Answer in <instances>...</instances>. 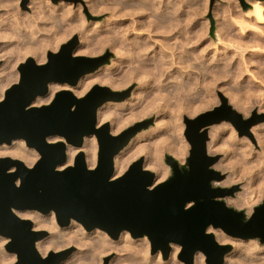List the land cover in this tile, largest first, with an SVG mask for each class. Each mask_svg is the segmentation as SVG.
<instances>
[{
    "label": "water",
    "instance_id": "95a60500",
    "mask_svg": "<svg viewBox=\"0 0 264 264\" xmlns=\"http://www.w3.org/2000/svg\"><path fill=\"white\" fill-rule=\"evenodd\" d=\"M76 43L75 37L60 51L48 52L45 63L32 57L22 62L19 82L0 100V144L24 139L40 154L32 166L10 156L0 158V235L9 239L6 250L17 254L14 264H58L71 251L42 257L36 242L46 231L33 229V222L16 210L54 211L61 226L75 219L87 230L100 228L113 238L124 230L135 238L146 235L153 250L160 249L164 258L169 256L171 243H178L186 264H194L198 251L205 253L207 264H224L231 246L220 244L208 231L210 226L264 243V203L250 217L229 206L223 198L232 195L234 188L212 185L224 175L212 168L218 157L208 153L209 126L231 121L242 133L240 123H244L245 132L250 133L264 115L246 119L224 99L221 107L184 118L189 156L180 163L173 155H165L172 169L168 179L154 185L155 174L143 167V158L114 178L115 156L153 122L139 121L118 134L111 132L108 122L97 127L98 109L107 101L124 99L128 92L95 84L82 96L63 89L50 103L33 105L39 96L48 94L51 83L75 86L83 75L109 62V54L73 55ZM91 134L97 136L99 145L96 166L90 168L80 151L73 164L59 169L67 161V145L82 147L85 136ZM58 137L63 139L54 140Z\"/></svg>",
    "mask_w": 264,
    "mask_h": 264
},
{
    "label": "rangeland",
    "instance_id": "374dc122",
    "mask_svg": "<svg viewBox=\"0 0 264 264\" xmlns=\"http://www.w3.org/2000/svg\"><path fill=\"white\" fill-rule=\"evenodd\" d=\"M30 1L31 0H19V4L17 3V8L21 11V12H25V11H28L27 13L28 14H34V10H33V8H31L32 7V5L31 4H29L30 3ZM107 2L108 1H110V0H106ZM105 0H104V5H102V6H105V4H106V8H102L100 11L101 12H99V13H95L94 11H93V9H92V11H91V9L90 8H92V6L91 7H88V5L91 3L92 4V2H90V0H44V2H45V5H47V8H48V6H59V5H64V17H60V15H56V14H51L50 13V11L49 12H47L48 11V9L46 8V10L44 11V12H41L42 13V16H41V13H40V15H38L39 17H37V21H36V27L34 28V29H31V30H29L28 29V27L26 28V30H27V32L28 33H25V38H23V40L21 41V42H23L24 41V44H25V42H26V40H27V38H33V39H30L29 38V40H27V46L25 45V47H26V49H30L32 52H30V53H28V55L27 54H25V53H23V51H20V50H17L16 48H17V46L16 45H18L17 44V42H15V43H9V42H7L6 43V40L7 39H0V68H2V67H4V66H6V67H8V70H12L13 71V74H14V79H13V81L10 83V85L6 88V90L12 85V84H14V83H17V82H19V80H20V71H19V65L22 63V62H24V61H26L29 57H32V58H34V60L37 62V63H45V62H47V60H48V52H50V51H52V52H57V51H60V49H61V47L63 46V44H65V43H68V42H70V41H72L75 37L77 38V43H76V45H75V47H74V50H73V55H75V56H87V57H102V56H105V55H107V54H109V62L108 63H106V64H104V65H102V66H100L101 68H107V67H110V66H112V64H114V63H116V64H119L120 62H121V60H120V57H121V54H120V52H119V46H115V48H116V50L115 49H112V48H114V46H111L112 45V41H111V38L113 39L114 38V36H116L115 38H117L118 40H120V41H122L121 39H123L124 41H125V43H126V45H125V48H129L130 47V45L132 44L133 45V42H129V40H130V38L132 37V39L130 40V41H132V40H134V38L133 37H135L136 39L137 38H146V36H147V39H151V43H152V45H154V48L159 52V51H162V50H160V46L162 45V42H161V40H158V39H160V35L162 34V31L164 30V28L163 27H165L164 25H166V26H169V27H175L176 28V26H177V28H176V30L178 31V27L180 26L179 24L180 23H182V26L179 28L180 30H184L183 28L185 27V29L187 28V26L188 25H192V27H194V31L193 32H195V33H193L194 35H195V38L193 37V40H192V45H190L191 47H195V50H196V52L193 54V55H197L199 52H201L203 49L204 50H206L205 52L208 54L207 56L208 57H211L212 58V55H213V53L215 52L214 50L216 49L217 51L218 50H220V48H221V50H222V52H225L224 51V49L225 48H223V45H221L223 42V44H227V43H229L228 41H220L219 39H218V35H217V30H218V24H219V20H220V23L221 24H223V26H225L226 25V21H227V23L228 24H230L229 25V27H231V28H229L231 31V37H233L234 39V41H232V43L234 42V44H237V42L235 43V38L239 35V24H238V22L237 21H240V20H242L243 18H246L245 16H244V14H246V11H249L251 8H252V2L254 1V0H233V3L231 2L232 0H184V1H188V6H191V8H189L187 5H186V2H184L183 0H169L168 2H167V0H154V2H152L151 0V2L149 1V0H134V1H136V2H134V3H131V2H133L132 0H112V1H120V2H112V1H110V2H108V4H110V5H108L107 4V2H106ZM128 1V2H127ZM130 1V2H129ZM143 1H144V3L146 2V4H144L143 3ZM148 1H149V3H150V5H149V3H148ZM178 1V2H177ZM192 1L194 2V3H192ZM236 1V2H235ZM10 2H17V0H11ZM65 3V4H63V3ZM122 2V3H121ZM141 2V3H140ZM158 2V3H157ZM162 2H164L165 4L163 5V3ZM174 2V3H173ZM177 2V3H176ZM218 2V3H217ZM69 3V4H68ZM139 3V4H138ZM142 3H143V6L141 7L140 5H142ZM151 3H153V4H151ZM154 3H156V4H154ZM159 3H161V5L159 4ZM172 5H170V4ZM176 3V4H175ZM179 3V4H178ZM181 3V4H180ZM182 3H183V5H182ZM184 3H185V5H184ZM236 3V4H235ZM239 3V4H238ZM68 4V5H67ZM80 4V5H79ZM111 4H116V5H112L111 6ZM158 4H159V6H158ZM169 6H167V5ZM174 4L176 5L175 7H174ZM190 4V5H189ZM227 5V7H225L226 5ZM231 4V5H230ZM235 4V5H234ZM71 6V7H68V6ZM118 5H120V6H118ZM130 7V5L132 6L130 9H132V10H129V7ZM135 5V6H134ZM144 5H147V6H145V7H147V9L144 7ZM156 5L158 6V7H160V8H158V7H156ZM195 5V6H194ZM218 5V6H217ZM223 5V6H222ZM237 5V6H236ZM239 5V6H238ZM79 6H80V8H79ZM117 6V7H116ZM122 6H123V8H122ZM126 6V7H125ZM135 7V9H134V7ZM168 8H167V7ZM177 6H179V8L177 7ZM183 6V7H182ZM185 6V7H184ZM233 6H235V7H237L238 9H236L235 7H233ZM30 7V8H29ZM110 9H109V8ZM124 7L125 8H127V10L126 9H124ZM151 7V8H150ZM157 9V11H155V9ZM170 7H172V8H175V11H174V9H172V8H170ZM186 7H188L187 8V10L188 11H186L185 12V8ZM193 7H195L194 8V12H196V13H194V12H191V10L193 11ZM198 7V9H200V10H205L204 11V13H202V11L200 12V14H198V12L197 11H200V10H196V8ZM230 7V8H229ZM116 8V9H115ZM143 9V10H141V9ZM149 8V9H148ZM163 8V9H162ZM170 8V9H169ZM178 8V9H177ZM182 8H183V10H182ZM68 9V10H67ZM71 10V12H70V10ZM81 9V10H80ZM115 10V12H117L118 10V12H119V15H118V13H115L114 11H110V10ZM120 9L122 10V9H124V10H122L123 12L125 11V12H127V13H125L124 12V14H125V16L124 15H121V12H120ZM134 9V10H133ZM138 9V10H137ZM139 9L141 10V11H139ZM144 9L145 10H147L146 12L144 11ZM153 9H154V11H153ZM160 9V10H159ZM166 10V12L167 13H169V14H167L166 12H165V10ZM168 9V10H167ZM173 11H172V10ZM183 11V12H181V10ZM191 9V10H190ZM222 11H221V10ZM227 9V13L226 14H224L225 12V10ZM149 10V11H148ZM152 10V11H151ZM162 10H164V12L162 11ZM169 10H171V11H169ZM178 10H179V12H178ZM190 10V11H189ZM67 11H68V14H67ZM78 11H80L81 12V14H80V12H78ZM134 11V12H133ZM138 11V12H137ZM214 11H216V13L214 12ZM233 12V14H232V12ZM71 14H70V13ZM111 12H112V14L114 15H112L111 14ZM128 12H130V13H128ZM132 12V13H131ZM152 12H156L155 14L154 13H152ZM159 12H163V14L161 15V13H159ZM172 12H175V13H177V14H175V13H172ZM191 12V15L189 14V13ZM239 14H237V13ZM26 13V12H25ZM26 13V14H27ZM49 13V14H48ZM72 13H73V15H72ZM170 13H171V15L172 14H175L174 15V17L173 18H171V20L168 18V19H166L167 18V16H169L170 15ZM179 13V14H178ZM184 13V14H183ZM194 13V14H193ZM220 15H225L224 16V18H222V16H220ZM230 13H231V15H230ZM236 14V16H233V15H235ZM45 16H44V15ZM52 16H51V15ZM69 14H70V16H69ZM76 14V15H75ZM93 14V15H92ZM123 14V13H122ZM129 14V15H128ZM151 15V14H153L152 16H153V18H154V20L153 19H149L147 16H149V15ZM158 14L159 15H161V16H158ZM165 14V15H164ZM189 14V15H188ZM5 16L6 15V11L5 10H2V8H0V16ZM47 15V16H46ZM72 15V16H71ZM134 15V16H133ZM154 15H155V17L157 18L156 20H155V17H154ZM169 16V17H172V16ZM178 15V16H177ZM187 15L188 16H190L191 18H189V17H187ZM192 15H193V17H192ZM194 15H196L197 17H195ZM229 15V17H227L226 18V16H228ZM49 16H51V18L49 17ZM54 16V17H53ZM79 18V20L76 18ZM81 16V17H80ZM108 16V17H107ZM111 16V17H110ZM117 17V19H116V17ZM130 16H131V18H130ZM152 16H149L150 18H152ZM162 16H164L163 18H162ZM177 16V17H176ZM217 16H220V17H217ZM40 17H43V18H40ZM70 17V18H69ZM110 17V18H109ZM125 17V18H124ZM128 17H129V19H128ZM135 17V18H134ZM185 17V19L187 18L188 20H189V22H187L188 20H185V19H182V18H184ZM195 17V18H194ZM205 17V18H204ZM215 17H216V19H215ZM232 17H235V18H232ZM50 19V21L51 20H53L52 18H54L55 19V21L53 20V22H52V24H54V25H52L51 24V22H49V20L48 19ZM83 18H85V19H83ZM114 18V19H113ZM144 18H146V19H144ZM159 18V19H158ZM166 19V20H163L165 23L167 22V24H164L163 23V21H161L162 19ZM176 20H175V19ZM180 20V22H179V20ZM182 19V21H181V19ZM230 18V19H229ZM47 19V20H46ZM75 19H77V20H75ZM81 19V20H80ZM107 19V20H106ZM121 19V20H120ZM128 19V20H127ZM131 19H132V21H133V23H132V21H131ZM139 19V20H138ZM173 19H174V22L175 23H178L177 25L173 22ZM190 19H191V21H190ZM205 19V20H204ZM206 19H207V22H206ZM217 19H218V21H217ZM224 19H227V20H224ZM235 19V20H234ZM237 19V20H236ZM86 20V21H85ZM95 20V21H94ZM110 20V21H109ZM141 20L142 21H144V23L143 22H141ZM147 20H149V21H147ZM159 20V21H158ZM168 20H170V21H168ZM187 22H185V21ZM193 20V21H192ZM202 20H204V21H202ZM230 20V21H229ZM103 21H105V22H103ZM109 21V22H108ZM128 21H130V23L128 24L129 26H127V23H128ZM153 21H158V23L156 24L155 22H154V24H153ZM161 21V22H160ZM223 21H224V23H223ZM97 24H100V26L101 27H98L97 29L98 30H96L95 28V32H94V29H93V26L95 27V25H97ZM127 22V23H126ZM151 23V24H149V26H148V23ZM169 22V23H168ZM170 22H172V23H170ZM216 22H217V24H216ZM229 22H231L232 24H234V25H232L231 23H229ZM49 23H50V25H49ZM115 23V24H114ZM117 23V24H116ZM126 23V25H124ZM136 23V24H135ZM145 23H147V24H145ZM162 25H161V24ZM174 23V24H173ZM183 23H185L186 24V26H185V24H183ZM199 23H200V26H201V28H197V27H200L199 26ZM202 23V24H201ZM206 25H205V24ZM209 23V24H208ZM251 23H253L254 25H257V23H255V21H252ZM105 24H107V25H105ZM121 24V25H120ZM135 24V25H134ZM145 24V26H147V27H144L143 25ZM169 24V25H168ZM91 25H92V27H91ZM109 25V28L111 29L110 31L111 32H113V33H111L110 31H109V28L107 27ZM111 25V26H110ZM115 25V26H114ZM116 25H120V26H116ZM126 27H124V26ZM157 25V26H156ZM161 25V26H160ZM172 25V26H171ZM236 25V26H235ZM72 26H75V29L72 31V32H69L70 30V28L72 27ZM122 26V27H121ZM153 26V27H152ZM238 26V27H237ZM258 27L256 28V29H249V28H246V30H244V31H246V35H244L243 37H240V35L238 36V38L237 39H239L244 45H243V47H241V49L240 48H238V49H236V54L238 55L237 57L236 56H232V53L230 54V52L229 53H226V54H228V55H226L225 54V56H226V60L227 59H231L232 58V60H228L227 62H226V60H221L220 62H218V61H216V59H214L213 61H211L210 59L209 60H207L206 61V64H204L202 61L203 60H201V61H199V62H197L199 59L198 58H196L195 56H194V58L192 59V58H190V61L191 62H184V63H182L183 65H184V68H183V65H181V63L179 64V62H177L176 64H174L173 66H171V70H172V68H174V66L176 65V67L177 66H182L181 68L183 69V70H189V71H187V80L191 77L192 78V80H191V78L188 80V84L186 85V86H184V87H182L181 89H179V93H176V94H173V95H176L178 98H180L179 100H178V98H176L175 96L172 98L171 97V102H170V104L171 105H168L169 103V101L170 100H168V102H166V101H164L165 99H162V101L160 100V98H158V96L157 97H155L156 95H154L153 97L154 98H157V102L158 103H163V101H164V104L167 106H165V118H166V120L165 121H169V119L171 120V122H170V124L171 123H173V121H172V119H176L177 117H179L180 116V121H182V122H180L183 126H184V128L182 129V135H183V138L185 139V141H186V143H188L187 145H188V151H187V155H186V158L189 156V152H190V148H191V146H190V143H189V141L187 140V138H186V136H185V128H186V123H185V120H184V118L185 117H188V118H194V117H196L197 115H199V114H201V113H204V112H206V111H209V110H213V109H215V108H217V107H221L222 105H223V100L224 99H226V101H227V103L229 104V105H231L235 110H237L238 112H240L241 114H242V116L244 117V118H258V117H263V115H264V25H257ZM53 27V28H52ZM82 27V28H81ZM87 27V28H86ZM92 28V29H89V28ZM105 27H107V28H105ZM116 27V28H115ZM119 27V28H118ZM124 27V28H123ZM136 27V28H135ZM139 29H138V28ZM141 27V28H140ZM155 27V28H154ZM161 27V28H160ZM39 28V29H38ZM133 28V29H132ZM144 28V29H143ZM149 28V30H151V31H148L147 29ZM158 28H160V29H162V30H157L155 33L153 32V30L155 31L156 29H158ZM197 28V29H196ZM239 29V30H236V29ZM105 29V30H104ZM107 29V30H106ZM125 29H127V30H125ZM200 29V30H199ZM205 29V30H204ZM208 31H207V30ZM212 29H213V31H212ZM257 29H259V30H257ZM29 30V31H28ZM92 30V31H91ZM113 30H115V31H117V32H115V31H113ZM125 30V31H124ZM130 30V31H129ZM140 30V31H139ZM143 30V31H142ZM202 30H204V31H202ZM251 30V31H250ZM262 32H261V31ZM35 31H37V33L35 32ZM122 32L121 34L119 33V32ZM161 31V32H160ZM176 31V32H177ZM185 31V30H184ZM217 31V32H216ZM257 31V32H256ZM260 31V33H258ZM35 33V34H32V33ZM46 32V33H45ZM69 32V33H68ZM91 32H93V33H91ZM100 32H102V33H100ZM105 32V33H104ZM109 32V33H108ZM141 32H143V33H141ZM145 32H146V34H145ZM159 32V33H158ZM201 34H200V33ZM204 32H206V34H204ZM238 32V33H237ZM32 35H31V34ZM45 33V34H44ZM49 35H48V34ZM55 33V34H54ZM64 33V38L62 39V40H60L59 42H58V45H57V41L59 40V36H61L62 34ZM68 33V34H67ZM89 33H91V34H89ZM101 35V36H99V34ZM108 33V34H107ZM111 33V34H110ZM141 33V34H140ZM161 33V34H160ZM42 34V35H41ZM93 34V35H92ZM106 34V35H105ZM109 34L112 36H109ZM113 34V35H112ZM116 34V35H115ZM117 34H120V35H117ZM134 34V35H133ZM135 34L137 35V36H135ZM140 34V35H139ZM159 34V35H158ZM202 34H203V36H202ZM237 34V35H236ZM259 34H260V36H259ZM263 36H262V35ZM41 35V36H40ZM47 35V36H46ZM66 35V36H65ZM122 35V36H121ZM129 35V36H128ZM130 35H131V37H130ZM148 35L150 36V37H148ZM152 35V36H151ZM156 35V36H155ZM193 35V36H194ZM196 35L198 36V37H196ZM200 35V36H199ZM31 36H33V37H31ZM40 36V37H39ZM44 37V40H40V39H42L43 37ZM88 36V37H87ZM95 36H97V38L95 37ZM118 36H120V38H118ZM144 36V37H143ZM155 36V37H154ZM208 38H207V37ZM256 36H259V38L258 37H256ZM38 37V40L36 39V38ZM42 37V38H41ZM46 37V38H45ZM47 37L49 38V39H47ZM92 37V38H91ZM100 37V38H99ZM123 37V38H122ZM125 37H127V38H125ZM211 37V38H210ZM40 38V39H39ZM66 38V39H65ZM90 40H89V39ZM94 38H96V39H94ZM110 38V40L108 41V39ZM202 38V39H201ZM213 38V39H212ZM241 38V39H240ZM65 39V40H64ZM102 39H107V43H106V46H105V49L104 50H102V52H99V53H97V54H92V53H90V54H87V52L85 53L84 51L82 52V54H81V52H80V50L82 51L83 50V48H85L86 46H87V44H89V42L88 41H90V43L91 44H93L94 43V46H96L95 45V42L98 40L99 42L101 41ZM210 39H211V41H210ZM236 39V41H239V40H237ZM35 40V41H34ZM50 40V41H49ZM95 42H94V41ZM127 40H128V42H127ZM154 40V41H153ZM179 40H180V42H179ZM182 40H183V42H182ZM209 40V41H208ZM29 41H34V43H32L31 44V42H29ZM37 41V43H36V46L39 48V54H37L38 52H37V50H38V48L36 49V46H35V42ZM39 41V42H38ZM91 41H93V42H91ZM96 42V44H98L99 42ZM136 41V40H135ZM150 41V40H149ZM173 41V40H172ZM171 41V44H170V46L168 45V46H161V47H164V48H161V49H164V50H166V51H171L172 49V47H173V51H175V53H177L178 51H182V53L181 52H178L177 54H183V52L187 49L186 47L187 46H189V45H187L186 43H184V39H182L181 37H180V39H178V40H176V39H174V43H176V45L173 43ZM176 41H178V42H176ZM193 41H195L194 43H193ZM196 41H197V43H196ZM204 41V42H203ZM28 42H29V44H30V46H29V44H28ZM43 42V43H42ZM88 42V43H87ZM157 42H159V43H157ZM206 42H209L210 43V45H209V47L208 46H206V45H208V43H206ZM41 43H42V45H41ZM50 43V44H49ZM52 43V44H51ZM86 44V46L85 47H81L82 46V44ZM109 43V44H108ZM172 43H173V45H172ZM178 43V44H177ZM206 43V44H205ZM212 43H214V45L212 44ZM14 44V45H13ZM159 44H160V46H159ZM184 44V45H183ZM201 44V45H200ZM215 44L217 45V46H215ZM13 45V46H12ZM45 45L47 46V47H45ZM110 45V46H109ZM158 45V46H157ZM172 45V46H171ZM175 45V46H174ZM180 45H183V46H180ZM205 45V46H204ZM214 47H213V46ZM11 46V47H10ZM32 46V47H31ZM34 46V47H33ZM53 46V47H52ZM91 47H92V45H90ZM186 46V47H185ZM56 47V48H55ZM170 47V48H169ZM178 47H181V48H178ZM220 47V48H219ZM228 47H230V49H231V46H228ZM8 48V49H7ZM11 48V49H10ZM32 48V49H31ZM127 48V49H128ZM184 48H186V49H184ZM223 48V49H222ZM252 48V49H251ZM14 49H16L17 50V52L19 51L20 52V54H21V56H20V54H19V52L18 53H16V50H13ZM35 49V50H34ZM174 49H176V50H174ZM183 49V50H182ZM234 48L232 47V50H233ZM243 49V50H242ZM220 50V51H221ZM249 50V51H248ZM250 50H251V52H250ZM13 51V52H12ZM41 51H42V53L44 52V53H46L45 54V59H41V61H40V58L38 57V56H40L42 53H41ZM124 50H122V52H123ZM211 51H213V53L211 52ZM216 51V52H217ZM14 52H15V54H14ZM35 52H36V54H35ZM115 52H119V53H116L115 54ZM125 52V51H124ZM239 52V53H238ZM242 52V53H241ZM11 53V54H10ZM34 53V54H33ZM126 53V52H125ZM212 53V54H211ZM244 53V59L243 60H241L242 59V54ZM248 54V55H247ZM11 55V56H10ZM16 55V56H15ZM18 55V56H17ZM210 55V56H209ZM231 57H230V56ZM253 55V56H252ZM9 56V57H8ZM15 56V57H14ZM35 56V57H34ZM11 57H13V58H11ZM20 58L19 60H18V63L15 65V62L17 61V58ZM236 57V58H235ZM252 57V58H251ZM15 58H16V60H15ZM196 58V59H195ZM234 58V59H233ZM14 59V60H13ZM37 59H38V61H37ZM196 61H195V60ZM5 60V61H4ZM11 62H10V61ZM114 60V61H113ZM193 60V61H192ZM195 61V62H194ZM216 61V62H215ZM223 61L225 62V63H223ZM233 61V62H232ZM114 62V63H113ZM194 64L193 65V67H190V66H188V68L185 66V65H189V64ZM196 63V64H195ZM199 63H201L200 65H199ZM212 63V64H211ZM262 63H263V65H262ZM190 64V65H191ZM210 64V65H209ZM220 64V65H219ZM231 64V65H230ZM259 64V65H258ZM3 65V66H2ZM108 65V66H107ZM131 65H133V64H131ZM191 65V66H192ZM206 66V68H204L205 66ZM216 65V66H215ZM13 66V67H12ZM107 66V67H106ZM195 66H198V67H200V70H199V68L198 67H195ZM208 66V67H207ZM210 66L212 67L213 66V68H212V70L213 71H211V72H209L210 71ZM227 66L229 67V66H232V67H229V68H227ZM259 66V67H258ZM100 67L98 68V69H96L95 71H93V72H90V73H88V74H93L94 72H96L97 70H99L100 69ZM118 67V66H117ZM122 67V66H121ZM129 66H125V67H123L124 69H126V68H128ZM174 68L175 70H177L178 69V67L177 68ZM202 67V68H201ZM216 67V70H214V68ZM256 67V68H255ZM196 68V69H195ZM198 68V69H197ZM209 68V69H208ZM182 69H180V70H182ZM193 69H194V71L195 72H193ZM203 69H208V72H204V74H203ZM121 70V71H120ZM169 70V69H168ZM182 70V71H183ZM192 70V71H191ZM197 70V71H196ZM250 70H252L254 73H255V71H256V74H257V76H256V74L255 75H252V74H254L252 71H250ZM118 71V72H117ZM116 71V74L114 75V77L115 78H118L119 76H120V74H122V68H120V67H118V70ZM185 71V72H186ZM199 71V73H197L196 74V72H198ZM200 71L202 72L201 74H200ZM206 71V70H205ZM231 71V72H230ZM249 71V72H248ZM261 72V74H259ZM190 73V74H189ZM195 73V74H194ZM229 73H231L232 74V76H230L231 74H229ZM234 73V74H233ZM235 74H237V76L235 75ZM118 75V76H117ZM195 75V76H194ZM224 75V76H223ZM227 75H229V76H227ZM117 76V77H116ZM179 74H176L175 76H174V78L176 79V80H174V78H172L173 80H174V84L173 85H176V83H177V81H182L181 79H183L184 78V76H180ZM193 76V77H192ZM197 76V77H196ZM221 76V77H220ZM233 76H234V78H233ZM251 76L253 77L252 79H250L251 78ZM196 77V78H195ZM178 78V79H177ZM180 78V79H179ZM239 79V80H237V79ZM171 78H170V80L171 81H173ZM202 79V80H201ZM218 79V80H217ZM216 80V82L215 83H213L214 81ZM234 80H237L238 81V84H237V81L235 82ZM175 81H176V83H175ZM218 81V82H217ZM220 81V82H219ZM79 83V82H78ZM78 83L75 85V86H77L78 85ZM183 83V82H182ZM199 83V84H198ZM204 83V84H203ZM217 83V84H216ZM95 84H100V85H103V86H108L109 88H111L112 90H114V91H119V92H122V93H125V92H128V96H126L124 99H115V100H110V101H107L106 103H104L101 107H103V106H105L106 104H110L109 105V108H110V110H112V112L113 113H119V112H122V111H124V109H122V108H118V106H121L124 102H128V101H130L131 100V98L130 97H132V94H134V92H137L138 90H139V88H140V80L139 79H135V80H133V81H131L128 85H126V86H120L119 88L118 87H116V86H113L111 83H109L108 82V84H107V82H103V83H100V82H96V83H94L89 89H88V91L95 85ZM110 84H111V86H110ZM195 84V87L194 86H189V85H194ZM257 84V85H256ZM64 85H67V87H69L70 89L69 90H71L72 92H74L73 91V88L75 87V86H72V85H69L68 83H65ZM137 85V86H136ZM158 85V84H157ZM202 87H201V86ZM239 86V87H237L236 88V86ZM50 86L51 85H49V88H50ZM199 86V87H198ZM241 86V87H240ZM256 86V87H255ZM260 88V89H258V87ZM72 87V88H71ZM113 87H115V88H113ZM256 89V91L257 92H255V89ZM187 88V89H186ZM191 88V89H190ZM201 88V89H200ZM213 88V89H212ZM241 88V89H240ZM200 89V90H199ZM237 89H238V91H237ZM252 89V90H251ZM5 90V91H6ZM60 90H63V89H59L58 91H60ZM186 90H188V91H186ZM203 90V91H202ZM215 92V94H213V91ZM241 90H243L242 92H241ZM58 91H56L55 93H54V95H53V97H52V99H51V101L53 100V98L55 97V94L58 92ZM88 91H86V92H88ZM184 91V92H183ZM237 93H236V92ZM250 91V93H248L247 94V92H249ZM254 91V92H253ZM260 91H262V92H260ZM50 92V89H49V91H48V93ZM153 92H157V89H155V90H151V89H149V91L146 93V94H151V93H153ZM162 93H164L165 94V91L163 92V91H161ZM161 92H157L158 94H160ZM197 92H198V94H197ZM199 92L203 95V96H201V94H199ZM203 92V93H202ZM254 94H253V93ZM259 92V93H258ZM75 93V92H74ZM181 93H183V95L181 94ZM190 93V94H189ZM194 95V96H198V98L197 97H195V99H194V96H191L192 94ZM195 93V94H194ZM245 94L244 96H242L241 97V95H243V94ZM76 94V93H75ZM85 94V93H84ZM84 94H76L77 96H82V95H84ZM150 94L149 95H146L148 98H146V96H145V99H143L139 104H137V106H139V107H137V106H135V107H137V108H141L142 106H144V105H147V104H150V103H152L151 101L154 99L152 96H150ZM236 94V95H235ZM4 95H5V92H4ZM153 95V94H152ZM180 95V96H179ZM188 95V96H187ZM214 95H215V97H214ZM234 95V96H233ZM239 96V98H238V96ZM247 95H249V96H247ZM130 96V97H129ZM187 97V98H185V100H184V97ZM189 96H191V97H189ZM200 96V97H199ZM236 96V98H234ZM4 97V96H3ZM150 97H152V99L150 98ZM161 97H163V95L161 94ZM182 97H183V99H182ZM204 97V98H203ZM240 97L242 98V100H240V101H238L239 99H240ZM246 97H248L247 99H246ZM176 100H175V99ZM232 98V99H231ZM243 98H244V100H243ZM146 99H148V100H146ZM158 99H159V101H158ZM188 101H187V100ZM238 99V100H237ZM246 99V100H245ZM254 99V100H253ZM127 100V101H126ZM146 100V101H145ZM173 100V101H172ZM181 100H182V102H181ZM50 101V102H51ZM149 103H148V102ZM174 101H177V103L178 104H181L182 105V108H178V107H176V105H174L175 107H176V110H175V107L172 105V102H173V104H174ZM179 101H180V103H179ZM183 101H185V102H183ZM191 101V102H190ZM236 101H237V103H239V104H237L236 103ZM251 101H254L255 103H254V106L252 107V103H249V102H251ZM49 102V103H50ZM198 102V103H197ZM176 102H175V104H177ZM183 103V104H182ZM189 103V104H188ZM193 103V104H192ZM43 104H47V103H43ZM43 104H41V105H43ZM142 104V106L140 107V105ZM185 104H188V106L187 105H185ZM191 104V105H190ZM246 104V105H245ZM189 105H190V109H189ZM194 105V106H193ZM200 105V106H199ZM251 107H250V106ZM116 106V107H115ZM168 106L169 107H171V108H168ZM187 106V107H186ZM193 106V107H192ZM199 107V109L198 110H195L194 109V107ZM245 106H246V108H247V110L245 109ZM172 107H174L173 109H172ZM196 107V108H197ZM104 109H105V107H103ZM113 108V109H112ZM116 108V109H115ZM178 108V109H177ZM186 108H187V110H189L190 112H192V111H194L193 113H189V111H187L186 110ZM250 108V111L248 110ZM168 109V110H167ZM171 109V110H170ZM193 109V110H192ZM119 110H121V111H119ZM170 110V111H169ZM192 110V111H191ZM245 110V111H244ZM119 111V112H118ZM158 110L157 109H155V111H152V112H149L147 115H145V116H142V117H140V119L138 118V119H136V120H134L130 125H128L127 127H125L124 128V130L126 129V128H128V127H130V126H132V125H134L135 123H137V122H139V121H142V120H146V119H153V122H152V124H150L149 125V127H147V128H145V129H143V130H141V131H139L138 133L139 134H143V133H146V132H149L151 129H152V127H153V129L154 128H156V126H157V120H158V117H159V113L157 112ZM171 111H172V113H171ZM176 111V112H175ZM196 111V112H195ZM247 111V112H246ZM99 112V111H98ZM157 112V113H156ZM176 114H175V113ZM182 113V115H181V113ZM188 112V113H187ZM180 113V114H179ZM195 113V114H194ZM246 113H249V115L248 114H246ZM166 114H167V116H166ZM170 114H172V115H170ZM175 114V115H174ZM190 114H192V115H190ZM152 115V116H151ZM177 115H179V116H177ZM248 115V116H247ZM169 116V117H168ZM157 117V118H156ZM174 117V118H173ZM168 118V119H167ZM98 119H99V113H98ZM183 119V120H182ZM155 121V122H154ZM109 124H110V127H111V120L110 119H108V121H107ZM225 122H227V124L225 123ZM156 123V124H155ZM223 123V124H222ZM227 125H225V124ZM264 120L263 121H261V122H259V123H257V124H254L251 128H250V133H247V132H245V124L244 123H240V126H241V129H242V133L240 132V130H239V128H237L231 121H222V122H220V123H216V124H213V125H211V126H209V135H210V139L211 140H209L208 142V153L210 154V155H213V156H217L218 157V159H217V161L212 165V168L213 169H215V170H218V171H220L223 175H224V177L222 178V179H220V180H214L213 182H212V185L213 186H215V187H224V188H234V193L232 194V195H228V196H226V197H224L223 199L226 201V203L229 205V206H232V207H234V208H236V209H238V210H244L245 211V214H246V216L247 217H250L252 214H253V212H254V208L256 207V206H258V205H260V204H262V203H264V184H262V182L264 183V174L262 175V174H260L259 175V177H258V179L260 178V179H262L263 178V180L261 181L260 179L258 180H256V182L254 183V184H252L253 185V188H254V191L252 190L253 188H252V185L250 184V177L249 176H252L253 175V171H254V169H256L255 168V166H251V164L253 165V164H256L255 162L254 163H250L249 162V160L247 161L246 159H245V156H244V163L243 162H241L242 160H243V155L240 157V155H241V153H242V150L243 149H240L238 146H241L240 144H238L237 145V143H235L234 142V140H232V139H230V135H231V130L233 129L234 130V133H235V135H236V138H238V140H241V139H245V141H247V142H249V144L252 146L253 145V147H254V149H255V151L256 150H258L257 152H259V153H261L262 152V148H261V146H262V144H261V142H260V140L262 139V141H263V138H264V130H263V132L262 133H258V132H256L255 133V131H256V129L255 128H259L260 127V125H261V127H263L264 128ZM155 124V125H154ZM229 124V125H228ZM258 124H260V125H258ZM215 125V126H214ZM216 125H217V127H219V125H220V127L219 128H217L216 127ZM225 125V126H224ZM258 127H257V126ZM263 125V126H262ZM231 126V127H230ZM211 127H216L217 129H219L220 130V135L217 137V138H213L212 136H211V134H210V130H211ZM221 128V129H220ZM225 128V129H224ZM255 129V130H254ZM111 130V129H110ZM123 131V130H122ZM143 131V132H142ZM141 132V133H140ZM228 132L230 133V134H228ZM226 133V134H225ZM223 134V135H222ZM258 135V138H257V135ZM262 134V136L260 137V135ZM136 135H138V134H136ZM135 135V136H136ZM226 135L228 136V137H226ZM256 135V136H255ZM134 136V137H135ZM224 136V137H223ZM242 136H243V138H242ZM134 137H132V139L134 138ZM227 138V140H229V141H226V138ZM261 138V139H260ZM60 139H63V138H55L54 140H60ZM96 139H97V136H96ZM131 139V140H132ZM219 139V140H218ZM223 139V140H222ZM225 139V140H224ZM260 139V140H259ZM130 140V141H131ZM230 140H232V141H230ZM212 141V142H211ZM224 141H226L225 143H223L222 144V142H224ZM97 142H98V139H97ZM153 140L151 139V138H149V140H144V141H141L140 143H142V144H144L145 146H146V151H144L141 155H139L137 158H135L129 165H128V167L125 169V171H127L128 170V168L134 163V161H136V160H138V159H140V158H143V167L145 168V169H147V170H150V171H152V172H154V174L156 173V171L153 169V168H146V166H144L145 164H146V161H147V158L150 156V154L148 153V152H150V150H153L154 149V144H153ZM230 142V143H229ZM220 143V144H219ZM231 144L232 143V145H231V147H230V145L229 144ZM98 144V143H97ZM129 144H130V142H129ZM129 144H127L126 145V147H124V148H127V146L129 145ZM213 144V145H212ZM220 145V147H219V145ZM222 144V145H221ZM224 144H225V147L226 148H224ZM214 145H215V147L217 146V148H218V150H217V148H215L214 147ZM234 145V146H233ZM259 145H260V147H259ZM238 148H237V147ZM225 149H223V148ZM232 147H235V148H232ZM80 148H82V147H80ZM122 149L120 152H122L123 150H126V149ZM228 148H230V150L228 149ZM232 148V149H231ZM98 149H99V145H98ZM98 149H97V159H98ZM150 149V150H149ZM226 149H227V153L225 154V152H226ZM239 151H238V150ZM36 150V149H35ZM82 150V149H81ZM233 151V150H236L235 152L233 151L232 153H230V151ZM37 151V150H36ZM238 151V152H237ZM38 152V151H37ZM119 152V153H120ZM147 152V153H146ZM39 153V152H38ZM118 153V154H119ZM237 153H240V155H239V157H238V155H237ZM166 154H171V153H169V152H165V154L163 153V162H164V164L167 166V167H169L168 168V174H167V176H166V178L165 179H168L171 175H172V169H171V166L169 165V164H167L166 163V161H165V155ZM230 154L232 155H237L236 157H234L233 155L232 156H230ZM172 155V154H171ZM226 155V156H225ZM228 156V157H227ZM146 157V158H145ZM224 157H226V160H225V158ZM230 157V158H229ZM39 158H40V154H39ZM38 158V159H39ZM176 158V157H175ZM186 158H185V160L182 162V161H180L179 159H177L180 163H185L186 162ZM229 158V159H228ZM237 158H242V159H238V162H237ZM74 159H75V157H74ZM74 159H73V162H74ZM230 159H231V161H230ZM230 162H229V161ZM234 160V161H233ZM262 160V159H261ZM222 161V162H221ZM247 161V162H246ZM145 162V163H144ZM223 162L225 163V164H223ZM229 162V163H228ZM235 164H234V163ZM243 163L242 165H241V163ZM97 163V162H96ZM236 163H238L239 165H241V166H237L238 164H236ZM246 163H248V164H250L249 166H247L248 164H246ZM261 163V164H260ZM263 163V161L262 162H260V159L258 160V164L257 165H262L263 167H264V163ZM73 164V163H72ZM221 164V165H220ZM226 164L227 165H229V166H227L228 168H224V167H226ZM231 164V165H230ZM232 165H233V167H232ZM234 165H235V167H234ZM243 165H246L247 166V168L245 167V166H243ZM261 166V167H262ZM230 167H231V169H230ZM237 167V168H236ZM239 167L241 168L240 170H239ZM248 167L250 168V171H249V169H248ZM253 167H254V169H253ZM234 168H236V169H234ZM248 169V170H247ZM232 170H236L237 172L238 171H240V172H236V174H237V176H238V178H237V180L236 181H233V182H227V180L232 176ZM245 170V171H244ZM124 171V172H125ZM244 172V173H242V172ZM247 171H249L250 173H247ZM123 172V173H124ZM122 173V174H123ZM240 174V175H239ZM242 174V175H241ZM249 174V175H248ZM252 174V175H251ZM239 176H240V178H239ZM244 176V177H243ZM248 177V179H247V177ZM242 177H243V179H242ZM246 177V178H245ZM164 179V180H165ZM227 179V180H226ZM240 179V180H239ZM248 181H247V180ZM226 180V181H225ZM245 180V181H244ZM241 181V182H240ZM260 181H261V183H260ZM246 182H247V184H246ZM249 182V183H248ZM227 183V184H226ZM246 185V187H245V185ZM251 186H250V185ZM257 184V185H256ZM262 185H263V188H262ZM244 186V187H243ZM249 188H248V187ZM256 188H255V187ZM259 186V187H258ZM260 186H261V188L263 189L262 190V194H261V189H260ZM245 188V189H244ZM258 188V189H257ZM256 189V190H255ZM242 190L245 192H242ZM246 190H247V193H246ZM251 190V192H253V193H255V194H253V193H249V191ZM260 190V191H259ZM257 192H258V194H257ZM240 193H241V195L244 193V194H246V195H248V196H253L254 197V199H256V202H255V204L253 205V207H252V209H249V207L247 206V205H238V204H236L235 202H233V201H229V199L230 198H233V199H236V198H238V196H241L240 195ZM260 194V195H259ZM257 195H258V197H257ZM237 196V197H236ZM256 196V197H255ZM252 197V198H253ZM260 197V198H259ZM227 198H228V200H227ZM258 201V202H257ZM233 203V204H232ZM249 210V211H248ZM250 210H251V213H250ZM247 211H248V213H247ZM41 214H44V213H42V212H40ZM49 214L50 213H46V214H44V215H46V218H49ZM54 215H55V220H56V223H57V225L59 226L58 227V229L57 228H55V229H51V228H49L48 226H46V227H43V228H41V229H39V230H41V231H46V235L45 236H43L41 239H39V240H50L51 238H53L54 236H53V234H57L58 233V231L60 230V228H68L70 225H71V223H72V221L70 222V224L68 225V226H61L60 224H59V222H58V220H57V217H56V213H54ZM27 219H29V218H27ZM32 222H33V220H32V218L30 219ZM77 229V227L75 228V230ZM86 229V228H85ZM209 230V232H212V233H214V231L216 230V228H214L213 226H210L209 228H208ZM219 229H221V228H219ZM68 230V229H67ZM87 230V229H86ZM94 230V229H93ZM93 230H87V231H89V232H91V231H93ZM222 230V233H224V236H225V238L227 239L226 241L224 240V241H220L217 237H216V233H214V235H215V237H216V240L220 243V244H224V245H230L231 246V249H230V251L226 254V257H229L230 255H231V257H229V260H231V262H232V260H233V263H235L236 264V260H238L237 259V257L239 258V260H241V259H244V262L243 263H241L242 262V260L240 261V262H238V264H248L249 262L251 263V261L252 262H255L256 260L255 259H253V257L251 256L250 257V259L251 260H246V257L247 256H245V255H243L245 252H244V249H242V247L240 248V245L241 244H239V243H241V242H243V240H249L250 242H252V240H255L256 242H257V244H258V247L261 249V252H263L264 251V243H262V242H260V240L259 239H254V238H249V239H245V238H243V237H239V236H233V235H230V234H228V233H226L223 229H221ZM55 231V232H54ZM109 234V233H108ZM228 234V235H227ZM1 236V235H0ZM111 236V235H110ZM143 237H147L146 235L145 236H143ZM143 237H137V238H143ZM111 238L113 239V240H115L116 242H119L120 240H121V234H120V237H118V238H113L112 236H111ZM147 239H148V241H149V247H148V254H146L145 252H142L143 253V257H144V259H143V257H142V253H141V255L139 254V256H137L138 254L134 251V248H132L131 247V249H129V248H124V250H125V252L124 251H122L123 249H113V250H109L108 252H106V253H104V254H99V253H97V255L95 256L96 257V262H100V264H105V259L106 258H108V264H120V262L123 260H125L123 263L121 262V264H124L125 262V264H156L157 262V264H159V261L160 260H156V258H158L159 259V257H158V253L161 251V250H159V249H157V250H153V248H152V243H151V240L147 237ZM242 239V240H241ZM38 240V241H39ZM119 240V241H118ZM8 241H9V239H8ZM63 243H65V242H63ZM124 242H122V243H120L119 245H118V247H121V246H123L122 244H123ZM72 244V245H71ZM5 245H6V243L4 244V250L6 251V252H8V253H12V252H9V251H7L6 250V248H5ZM62 246H63V244H61ZM57 246V247H55V246H53V247H51V252L50 253H48V254H46L45 256L39 251V253H40V255L42 256V257H44V258H47V257H49L50 255H51V253H61V252H64V251H66V250H71L70 251V253L68 254V256L64 259V261L62 260L61 262H59L58 264H70L72 261H74V260H76V258H78V256H80V255H83V254H85L86 256L87 255H90L91 254V251L89 250V248H88V246L87 245H84V246H82L81 244H79L78 242H73V243H69V244H67L66 245V243L64 244V246L62 247V246ZM173 245V244H172ZM171 245V250H170V253H169V256L167 257V258H164L163 257V253L162 252H160L161 253V255H162V261H160V262H162V263H160V264H170V262L171 261H173V263L171 262V264H186L185 263V261L182 259V257H181V252H182V247H180V250L177 252V254L175 255V257H173L172 256V252H173V246ZM237 245V246H236ZM263 246V247H262ZM262 247V248H261ZM53 248V249H52ZM236 248V249H235ZM132 249H133V252H135V253H133L132 252ZM240 249H242L241 251H240ZM237 250V251H236ZM129 251V252H128ZM123 252V253H122ZM128 252V253H127ZM154 252H155V254H154ZM202 252V251H201ZM242 253V256L244 257H239L240 255H241V253ZM14 253V252H13ZM93 253V252H92ZM131 253V254H130ZM240 253V254H239ZM264 253V252H263ZM15 255H16V259H17V254L16 253H14ZM73 254V255H72ZM127 255V258H126V255ZM135 254V255H134ZM202 254H204V256H205V260H204V264H207V261H206V255H205V253L204 252H202ZM239 254V255H238ZM125 255V257H123ZM157 255V256H156ZM237 255V256H236ZM139 257L138 259H137V257ZM149 256V257H148ZM195 256H196V254H195ZM233 256H236V258L235 257H233ZM263 256H264V254H263ZM142 257V258H141ZM156 257V258H155ZM170 257V258H169ZM172 257V258H171ZM226 257H225V261H224V264H226L227 262H226ZM130 258V259H129ZM231 258V259H230ZM234 258V259H233ZM248 259H249V254H248V257H247ZM15 259V261L12 263V264H14V263H16L17 261H18V259L16 260ZM133 259V260H132ZM173 259V260H172ZM174 259H175V261H174ZM104 260V261H103ZM127 260V261H126ZM137 260V261H136ZM140 260V261H139ZM144 260V261H143ZM148 262H147V261ZM153 260V261H152ZM155 260V261H154ZM167 260V261H166ZM171 260V261H170ZM238 260V261H239ZM157 261V262H156ZM236 261V262H235ZM263 261V260H262ZM119 262V263H118ZM138 262V263H137ZM142 262V263H141ZM156 262V263H155ZM182 262V263H181ZM249 263V264H250ZM194 264H196V261H195V257H194Z\"/></svg>",
    "mask_w": 264,
    "mask_h": 264
},
{
    "label": "bare ground",
    "instance_id": "6f19581e",
    "mask_svg": "<svg viewBox=\"0 0 264 264\" xmlns=\"http://www.w3.org/2000/svg\"><path fill=\"white\" fill-rule=\"evenodd\" d=\"M11 0H0V8H2V10H5L6 11V15L5 16H0V39H7L6 40V43L7 42H11V43H15V42H17V44L18 45H16L17 46V50H20V51H23V53H25V54H27L28 55V53H30V52H32L29 48L28 49H26V47H25V45L27 44V40H29V38H27V40H26V42H25V44H24V41L23 42H21L22 40H23V38H25V33H28L27 32V30H26V28L28 27V29L29 30H31V29H34L35 27H36V19H37V17H39L38 15H40V13L41 12H44L45 10H46V8H47V5H45V2H44V0H31L30 1V3L29 4H31L32 5V7L31 8H33V10H34V14H28L27 12L28 11H25V12H21L18 8H17V3L19 2V0H17V2L15 3V2H10ZM13 1V0H12ZM63 1V0H62ZM106 1V0H105ZM110 1H112V0H110ZM110 1H108V2H110ZM123 1V0H122ZM126 1V0H125ZM133 2H131V3H134V2H136V1H134V0H132ZM150 1V0H149ZM149 1H148V3H149ZM152 2H154V0H151ZM150 1V2H151ZM169 0H167V2H168ZM171 1V0H170ZM176 1V0H175ZM184 1V0H183ZM191 1V0H190ZM90 2H92V4L90 3L89 5H88V7H91L92 6V8H90L91 9V11H92V9H93V11L95 12V13H99V12H101L100 10L102 9V8H106L105 6H106V4H105V6H102V5H104V0H90ZM107 2V1H106ZM108 2H107V4H108ZM112 2H114V1H112ZM115 2H120V1H115ZM114 2V3H115ZM128 2V1H127ZM130 2V1H129ZM172 2V1H171ZM178 2V1H177ZM176 2V3H177ZM184 2H186V1H184ZM232 3H233V0L231 1ZM236 2V1H235ZM63 3V2H62ZM66 3V2H65ZM65 3H63V4H65ZM111 3V2H110ZM122 3V2H121ZM141 3V2H140ZM143 3H144V1H143ZM143 3H142V5H140L141 7L143 6ZM158 3V2H157ZM163 3V5L165 4L164 2H162ZM174 3V2H173ZM175 3V4H176ZM192 3H194L193 1H192ZM218 3V2H217ZM19 4V3H18ZM69 4V3H68ZM67 4V5H68ZM139 4V3H138ZM144 4H146V2L144 3ZM151 4H153V3H151ZM154 4H156V3H154ZM160 5H161V3H159ZM159 4H158V6H159ZM170 4V3H169ZM174 4V7L176 6ZM179 4V3H178ZM181 4V3H180ZM236 4V3H235ZM234 4V5H235ZM239 4V3H238ZM80 5V4H79ZM108 5H110V4H108ZM112 5H116V4H111V6ZM149 5H150V3H149ZM167 5V4H166ZM171 5V4H170ZM182 5H183V3H182ZM184 5H185V3H184ZM186 5L188 6V1L186 2ZM190 5V4H189ZM226 5V4H225ZM231 5V4H230ZM252 8L249 10V11H246V14H244V16L246 17V18H243L242 20H240V21H237L238 22V24H239V29L237 28L236 30H239L240 32H239V35H240V37H243L244 35H246L247 33H246V31H244V30H246V28H251V29H256L258 26V24L259 25H264V0H254L253 2H252ZM118 6H120V5H118ZM128 6V5H127ZM135 6V5H134ZM133 6V7H134ZM145 6H147V5H144V7ZM157 5H156V7H158ZM168 6V5H167ZM166 6V7H167ZM172 6V5H171ZM192 6V5H191ZM191 6H188L189 8H191ZM195 6V5H194ZM218 6V5H217ZM223 6V5H222ZM237 6V5H236ZM239 6V5H238ZM68 7H71L70 5L68 6ZM113 7V6H112ZM117 7V6H116ZM121 7V6H120ZM126 7V6H125ZM124 7V9H126L127 10V8L129 7H127V8H125ZM132 6L130 5V7H129V10H132V9H130ZM155 7V8H156ZM169 7V6H168ZM167 7V8H168ZM178 8H179V6H177ZM183 7V6H182ZM185 7V6H184ZM188 7H186L185 9V12L186 11H188L187 10V8ZM225 7H227V5L225 6ZM233 7H235V6H233ZM30 8V7H29ZM79 8H80V6H79ZM109 8V7H108ZM111 8V7H110ZM109 8V9H110ZM114 8V7H113ZM122 8H123V6H122ZM146 9H147V7H145ZM151 8V7H150ZM154 8V7H153ZM154 8V9H155ZM158 8H160V7H158ZM170 8H172V7H170ZM169 8V9H170ZM177 8V9H178ZM194 8L195 7H193V11L191 10V12H194ZM230 8V7H229ZM236 9H238L237 7H235ZM48 11L47 12H49L50 11V13L51 14H56V15H60V17H64V5H59V6H48ZM107 9V8H106ZM116 9V8H115ZM124 9H122V10H124ZM134 9H135V7H134ZM133 9V10H134ZM141 9V8H140ZM139 9V11H141V10H143V9H141L140 10ZM149 9V8H148ZM154 9H153V11H154ZM163 9V8H162ZM172 9H174V11H175V8H172ZM171 9V10H172ZM198 9V7L196 8V10ZM68 10V9H67ZM70 10V9H69ZM72 10V9H71ZM71 10H70V12H71ZM81 10V9H80ZM121 9H120V12H121V15H124L125 16V14H124V12L122 11ZM136 10V9H135ZM138 10V9H137ZM160 10V9H159ZM165 10V9H164ZM164 10H162L163 12H164ZM168 10V9H167ZM171 10H169V11H171ZM181 10V9H180ZM182 10H183V8H182ZM181 10V12H183ZM189 10V11H190ZM198 10H200V9H198ZM221 10V9H220ZM225 10V9H224ZM92 11V12H93ZM99 11V12H98ZM110 11H114L115 12V10L113 9H111ZM119 11V10H118ZM115 12V13H118V15H119V12ZM144 11L146 12L147 10H145L144 9ZM149 11V10H148ZM152 11V10H151ZM155 11H157V9H155ZM173 11V10H172ZM202 10H200V11H197L198 12V14H200V12H201ZM204 11L205 10H203L202 11V13H204ZM222 11V10H221ZM227 9L224 11L225 13L224 14H226L227 12ZM69 12V13H70ZM78 12H80V11H78ZM134 12V11H133ZM138 12V11H137ZM158 12V11H157ZM163 12L161 13V12H159V13H161V15L163 14ZM165 12H166V10H165ZM178 12H179V10H178ZM191 12L189 13L190 15H191ZM215 13H216V11H214ZM232 12V11H231ZM123 13V14H122ZM125 13H127V12H125ZM128 13H130V12H128ZM132 13V12H131ZM152 13H156V12H152ZM167 13V12H166ZM172 13H175V12H172ZM187 13V12H186ZM194 13H196V12H194ZM193 13V14H194ZM237 13V12H236ZM49 14V13H48ZM50 14V15H51ZM67 14H68V11H67ZM71 14V13H70ZM70 14H69V16H70ZM80 14H81V12H80ZM111 14H112V12H111ZM167 14H169V13H167ZM175 14H177V13H175ZM175 14H172L171 15V13H170V15L172 16V17H169V16H167V18L166 19H170L171 20V18H173L174 17V15ZM179 14V13H178ZM184 14V13H183ZM188 14V15H189ZM219 14V13H218ZM228 14V13H227ZM232 14H233V12H232ZM235 14V13H234ZM238 14V13H237ZM44 15V14H43ZM72 15H73V13H72ZM71 15V16H72ZM76 15V14H75ZM82 15V14H81ZM93 15V14H92ZM113 15V14H112ZM115 15V14H114ZM113 15V16H114ZM129 15V14H128ZM149 15V14H148ZM153 14H151V15H149V16H152ZM161 15H159L158 14V16H161ZM165 15V14H164ZM187 15V17H189V18H191L190 16H188ZM220 15V14H219ZM230 15H231V13H230ZM239 15V14H238ZM41 16H42V13H41ZM45 16V15H44ZM47 16V15H46ZM52 16V15H51ZM51 16H49L50 18H51ZM120 16V15H119ZM134 16V15H133ZM149 16H147L150 20L151 19H153L154 20V18H153V16H152V18H150ZM178 16V15H177ZM176 16V17H177ZM195 17H197L196 15H194ZM220 16H222V15H220ZM220 16H217V17H220ZM224 16L225 15H223L222 16V18H224ZM233 16H236V14L235 15H233ZM54 17V16H53ZM76 17V16H75ZM78 17V16H77ZM76 17V18H77ZM81 17V16H80ZM108 17V16H107ZM111 17V16H110ZM109 17V18H110ZM116 17V16H115ZM126 17V16H125ZM124 17V18H125ZM154 17H155V15H154ZM157 17V16H156ZM155 17V20L157 19ZM164 16H162V18H163ZM192 17H193V15H192ZM194 17V18H195ZM227 17H229V15L228 16H226V18ZM40 18H43V17H40ZM70 18V17H69ZM130 18H131V16H130ZM135 18V17H134ZM205 18V17H204ZM232 18H235V17H232ZM48 19V18H47ZM46 19V20H47ZM54 21H55V19L54 18H52ZM78 20H79V18H77ZM77 19H75V20H77ZM83 19H85V18H83ZM114 19V18H113ZM116 19H117V17H116ZM128 19H129V17H128ZM127 19V20H128ZM144 19H146V18H144ZM159 19V18H158ZM165 18L164 19H162L161 21H163V20H166ZM175 19V18H174ZM174 19H173V22H174ZM178 19V18H177ZM181 19V18H180ZM182 19H185V17L184 18H182ZM182 19H181V21H182ZM192 19V18H191ZM191 19H190V21H191ZM215 19H216V17H215ZM230 19V18H229ZM49 20V22H53V20H51L50 21V19H48ZM81 20V19H80ZM107 20V19H106ZM121 20V19H120ZM130 20V19H129ZM139 20V19H138ZM170 20H168V21H170ZM176 20V19H175ZM179 20V19H178ZM185 20H188L187 18L185 19ZM184 20V21H185ZM205 20V19H204ZM204 20H202V21H204ZM224 20H227V19H224ZM235 20V19H234ZM237 20V19H236ZM86 21V20H85ZM95 21V20H94ZM110 21V20H109ZM108 21V22H109ZM131 21H132V19H131ZM145 21V20H144ZM144 21H142L141 20V22H143L144 23ZM147 21H149V20H147ZM159 21V20H158ZM158 21H153V24H154V22L156 23H158ZM160 21V22H161ZM193 21V20H192ZM217 21H218V19H217ZM230 21V20H229ZM252 21H255V23H257V25H254L253 23H251ZM52 22H51V24H52ZM56 22V21H55ZM103 22H105V21H103ZM146 22V21H145ZM179 22H180V20H179ZM186 22V21H185ZM187 22H189V20L187 21ZM186 22V23H187ZM205 22V21H204ZM206 22H207V19H206ZM96 23V22H95ZM98 23V22H97ZM96 23V24H97ZM127 23V22H126ZM126 23L124 24V25H126ZM130 23V21H128V23H127V26H129L128 24ZM132 23H133V21H132ZM148 23V22H147ZM147 23H145V24H147ZM156 23V24H157ZM163 23L164 24H167V22L165 23L164 21H163ZM169 23V22H168ZM170 23H172V22H170ZM175 23V22H174ZM173 23V24H174ZM223 23H224V21H223ZM229 23H231V22H229ZM55 24V23H54ZM54 24H52V25H54ZM101 24V23H100ZM100 24H97V25H95V27L93 26V29L95 28L96 30H98L97 28L98 27H101L100 26ZM115 24V23H114ZM117 24V23H116ZM136 24V23H135ZM134 24V25H135ZM145 24L143 25L144 27H147V26H145ZM149 24H151V23H148V26H149ZM161 24V23H160ZM176 25L178 24V23H175ZM183 24H185V23H183ZM202 24V23H201ZM205 24V23H204ZM209 24V23H208ZM216 24H217V22H216ZM232 24V23H231ZM49 25H50V23H49ZM105 25H107V24H105ZM121 25V24H120ZM120 25H116V26H120ZM123 25V26H124ZM155 25V24H154ZM162 25V24H161ZM160 25V26H161ZM169 25V24H168ZM180 26L178 27V31L176 30V28H177V26H176V28L173 26V27H169V26H166V25H164L165 27H163L164 28V30L162 31V34L159 36L160 37V39H158V40H161V42H162V45L163 46H170V44H171V41L173 40L174 41V39H176V40H178V39H180V37L182 38V39H184V43H186L187 45H189V46H185L186 48H184V49H186L184 52H183V54H181L182 53V51H178V52H181L180 54H177V53H175V51H173V47L171 48L172 50L169 52V51H166V50H164V49H161V48H164V47H161L160 46V44H159V48H160V50H162V51H157L155 48H154V45H152V43H151V39L149 38V39H147V36H146V38H135V37H133L134 38V40H132V41H130L131 39H132V37H131V35H130V40H129V42H133V45L131 44L130 45V47L127 49V48H125V45H126V43H125V41L123 40V39H121L120 38V36H118V38H120L122 41H120V40H118L117 38H115L116 36H114V38L112 39L111 38V41H112V45L111 46H114V48H112V49H115L116 50V48H115V46H119L118 48H119V52H120V54H121V57H120V60H121V62L119 63V64H116V63H114V64H112V66H110V67H107V68H101L100 67V69L99 70H97L96 72H94L93 74H85V75H83L81 78H80V80H79V83H78V85L77 86H75L74 88H73V91L76 93V94H84V93H86V91H88V89L94 84V83H96V82H100V83H103V82H107V84H108V82L109 83H111L113 86H116V87H120V86H126V85H128L131 81H133V80H135V79H139L140 80V88H139V90L137 91V92H134V94H132V97H130L131 98V100L130 101H128V102H124L121 106H118V108H122V109H124V111H122V112H119V111H121V110H119L118 112L119 113H113L112 112V110H110V108H109V105L110 104H106L105 106H103V107H105V109L103 108V107H100L99 109H98V113H99V119H98V121H97V127H101V126H103L105 123H107V121H108V119H110L111 120V127H110V129H111V132L113 133V134H118V133H120L122 130H124V128L125 127H127L128 125H130L134 120H136V119H140V117H142V116H145V115H147L149 112H152V111H155V109H157L158 111V113H159V117H158V120H157V126H156V128H154L153 129V127H152V129L149 131V132H146V133H143V134H139V133H137L138 135H136L131 141H130V144L127 146V148H124V149H126V150H123L122 152H120L119 154H117L116 156H115V159H114V163H115V173H114V178H116V177H118V176H120L124 171H125V169L128 167V165L135 159V158H137L139 155H141L144 151H146V146L144 145V144H142V143H140L141 141H144V140H149V138H151L154 142H153V146H154V149L153 150H150V152H148L149 154H150V156L147 158V161H146V164L144 165V166H146V168H153L155 171H156V173H155V183H154V185L155 184H158V183H160V182H162L165 178H166V176H167V174H168V168L169 167H167L165 164H164V162H163V153L165 154V152H169V153H171L174 157H176L177 159H179L180 161H184L185 160V158H186V155H187V151H188V143H186V141H185V137L183 138V135H182V129L184 128V126L180 123V122H182V121H180V116L179 115H177V116H179V117H177L176 119L174 118V119H172V121H173V123H171L170 124V122H171V120L169 119V121H165L166 120V118H165V104H164V101H166V102H168V100H170L171 99V97L173 98L174 96L176 97V98H178L176 95V93H179L180 91H179V89H181L182 87H184V86H186L187 84H188V80L191 78H189L188 80H187V71H189V70H183L181 67L182 66H177L178 67V69L177 70H175L174 68L176 67V65L178 64L177 62H179V64L181 63V65H183L182 63H184V62H191L190 61V58H194V56L195 55H193L195 52H196V50H195V47H191L190 45H192V40H193V37L195 38V35L193 34V33H195V32H193L195 29H194V27H192V25L190 26V25H188L187 26V28L185 29V27L183 28L184 30H180L181 28V26H182V23H180L179 24ZM206 25V24H205ZM229 25L230 24H228L227 23V21H226V25L225 26H223V24H221L220 23V20H219V24H218V32H217V35H218V39L220 40V41H228L229 43H227L226 45L225 44H221V45H223V48H225L224 49V51L226 52V53H229L230 52V54L232 53V56L234 57V56H238L237 54H236V49H238V48H240L241 49V47H243V43L239 40V39H237L238 38V36L235 38V43L237 42V44H234V42L232 43V41H234L233 39V37H231L232 35L230 34L232 31L229 29V28H231V27H229ZM232 25H234V24H232ZM111 26V25H110ZM115 26V25H114ZM157 26V25H156ZM172 26V25H171ZM185 26H186V24H185ZM199 26H200V23H199ZM202 26V25H201ZM201 26L200 27H197V28H201ZM236 26V25H235ZM91 27H92V25H91ZM108 28H109V25L107 26ZM107 27H105V28H107ZM122 27V26H121ZM125 27V26H124ZM123 27V28H124ZM153 27V26H152ZM238 27V26H237ZM264 27V26H263ZM53 28V27H52ZM82 28V27H81ZM87 28V27H86ZM89 28V27H88ZM116 28V27H115ZM119 28V27H118ZM126 28V27H125ZM136 28V27H135ZM138 28V27H137ZM141 28V27H140ZM155 28V27H154ZM161 28V27H160ZM160 28H158V29H156L155 31L153 30V32L155 33L157 30H159ZM180 28V29H179ZM196 28V29H197ZM259 28V27H258ZM39 29V28H38ZM75 29V26H72L69 30V32H72L73 30ZM89 29H92V28H89ZM92 29V30H93ZM94 29V32L96 31ZM133 29V28H132ZM139 29V28H138ZM144 29V28H143ZM147 29V28H146ZM28 30V31H29ZM91 30V31H92ZM105 30V29H104ZM107 30V29H106ZM111 29L109 28V31H110ZM125 30H127V29H125ZM124 30V31H125ZM148 31H151V30H149V28L147 29ZM160 30H162V29H160ZM200 30V29H199ZM205 30V29H204ZM204 30H202V31H204ZM207 30V29H206ZM257 30H259V29H257ZM113 31H115V30H113ZM130 31V30H129ZM140 31V30H139ZM143 31V30H142ZM177 31V32H176ZM208 31V30H207ZM231 31V32H230ZM251 31V30H250ZM261 31V30H260ZM260 31L258 32V33H260ZM36 33H37V31H35ZM68 32V33H69ZM111 32V31H110ZM115 32H117V31H115ZM123 32V31H122ZM121 31L119 32L120 34L122 33ZM161 32V31H160ZM257 32V31H256ZM262 32V31H261ZM46 33V32H45ZM44 33V34H45ZM67 33V34H68ZM91 33H93V32H91ZM91 33H89V34H91ZM100 33H102V32H100ZM105 33V32H104ZM109 33V32H108ZM107 33V34H108ZM111 33H113V32H111ZM110 33V34H111ZM118 33V32H117ZM141 33H143V32H141ZM140 33V34H141ZM159 33V32H158ZM200 33V32H199ZM238 33V32H237ZM31 34V33H30ZM32 34H35L34 32L32 33ZM31 34V35H32ZM48 34V33H47ZM55 34V33H54ZM99 34V33H98ZM109 34V36H111ZM114 34V33H113ZM112 34V35H113ZM120 34H117V35H120ZM139 34V35H140ZM145 34H146V32H145ZM201 34V33H200ZM204 34H206V32H204ZM42 35V34H41ZM40 35V36H41ZM49 35V34H48ZM93 35V34H92ZM102 35V34H101ZM100 34H99V36H101ZM106 35V34H105ZM116 35V34H115ZM134 35V34H133ZM147 35V34H146ZM159 35V34H158ZM194 35V36H193ZM231 35V36H230ZM237 35V34H236ZM262 35V34H261ZM39 36V37H40ZM47 36V35H46ZM66 36V35H65ZM122 36V35H121ZM129 36V35H128ZM135 36H137L136 34H135ZM152 36V35H151ZM156 36V35H155ZM154 36V37H155ZM200 36V35H199ZM202 36H203V34H202ZM259 36H260V34H259ZM259 36H256V37H258L259 38ZM263 36V35H262ZM31 37H33V36H31ZM43 37V36H42ZM41 37V38H42ZM88 37V36H87ZM96 38H97V36H95ZM112 37V36H111ZM144 37V36H143ZM148 37H150L149 35H148ZM196 37H198L197 35H196ZM207 37V36H206ZM36 38V37H35ZM46 38V37H45ZM59 38V40L57 41V45H58V42L60 41V40H62L63 38H64V33L61 35V36H59L58 37ZM92 38V37H91ZM90 38V39H91ZM96 38H94V39H96ZM100 38V37H99ZM123 38V37H122ZM125 38H127V37H125ZM208 38V37H207ZM211 38V37H210ZM30 39H33V38H30ZM37 40H38V37L36 38ZM40 39V38H39ZM47 39H49L48 37H47ZM66 39V38H65ZM64 39V40H65ZM89 39V38H88ZM89 39V40H90ZM202 39V38H201ZM213 39V38H212ZM236 39L237 40H239V41H236ZM241 39V38H240ZM40 40H44V37L42 38V39H40ZM92 40V39H91ZM101 40V39H100ZM110 40V38L108 39V41ZM136 40V41H135ZM150 40V41H149ZM35 41V40H34ZM34 41H29V42H31V44L32 43H34ZM45 41V40H44ZM50 41V40H49ZM94 41V40H93ZM93 41H91V42H93ZM98 41V40H97ZM96 41V42H97ZM107 41V39H102L98 44H96V42H95V45L96 46H94V43L93 44H91L90 43V41H88L89 42V44H87V46H86V44L84 43V44H82V46L81 47H85V48H83V50L81 51L80 50V52H81V54H82V52L84 51L85 53L87 52V54H90V53H92V54H97V53H99V52H102V50H104L105 49V46H106V43L108 42ZM154 41V40H153ZM172 41V42H173ZM209 41V40H208ZM210 41H211V39H210ZM29 42H28V44H29ZM39 42V41H38ZM87 42V43H88ZM127 42H128V40H127ZM176 42H178V41H176ZM179 42H180V40H179ZM182 42H183V40H182ZM195 41H193V43H194ZM204 42V41H203ZM36 43H37V41L35 42V46H36ZM43 43V42H42ZM42 43H41V45H42ZM157 43H159V42H157ZM174 43V42H173ZM173 43H172V45H173ZM181 43V42H180ZM196 43H197V41H196ZM206 43H208V45H206V46H208L209 47V45H210V43L209 42H206ZM205 43V44H206ZM50 44V43H49ZM52 44V43H51ZM109 44V43H108ZM125 44V45H124ZM175 45H176V43H174ZM178 44V43H177ZM195 44V43H194ZM213 45H214V43H212ZM14 45V44H13ZM12 45V46H13ZM90 45H92V47L90 46ZM171 45V46H172ZM174 45V46H175ZM184 45V44H183ZM183 45H180V46H183ZM201 45V44H200ZM212 45V46H213ZM27 46V45H26ZM29 46H30V44H29ZM48 46V45H47ZM46 45H45V47H47ZM110 46V45H109ZM158 46V45H157ZM205 46V45H204ZM215 46H217L216 44H215ZM228 46H231V49H230V47H228ZM11 47V46H10ZM32 47V46H31ZM34 47V46H33ZM53 47V46H52ZM214 47V46H213ZM232 47L234 48L233 50H232ZM38 47L36 46V49H37ZM56 48V47H55ZM170 48V47H169ZM178 48H181V47H178ZM220 48V47H219ZM222 48V49H223ZM8 49V48H7ZM11 49V48H10ZM16 49H14V50H16ZM32 49V48H31ZM217 49V48H216ZM214 50L215 52L213 53V51H211L212 53H213V55H212V58L211 57H208L207 55V53L205 52L206 50H202L201 52H199L195 57L196 58H198L199 60L197 61V62H199V61H201V60H203L202 62L204 63V64H206V61L207 60H209L210 58V60L211 61H213L214 59H216V61H218V62H220L221 60H226V56H225V52H222V50H221V48H220V50ZM252 49V48H251ZM13 50V49H12ZM13 50V51H14ZM17 50H16V53H18L17 52ZM35 50V49H34ZM122 50H124L123 52H122ZM174 50H176V49H174ZM183 50V49H182ZM243 50V49H242ZM12 51V52H13ZM39 51V48H38V50H37V52ZM217 51V52H216ZM249 51V50H248ZM45 52V51H44ZM42 53V51H41V55L40 56H38L39 58H40V61H41V59H45V54L46 53ZM119 52H115V54L116 53H119ZM250 52H251V50H250ZM211 53V54H212ZM239 53V52H238ZM242 53V52H241ZM11 54V53H10ZM14 54H15V52H14ZM19 54H20V52H19ZM34 54V53H33ZM35 54H36V52H35ZM37 54H39V52L37 53ZM226 55H228V54H226ZM248 55V54H247ZM11 56V55H10ZM16 56V55H15ZM14 56V57H15ZM18 56V55H17ZM20 56H21V54H20ZM210 56V55H209ZM230 56V55H229ZM253 56V55H252ZM9 57V56H8ZM35 57V56H34ZM231 57V56H230ZM235 57V58H236ZM242 59L241 60H243L244 59V53L242 54ZM11 58H13V57H11ZM195 58V59H196ZM252 58V57H251ZM20 58L18 57L17 58V61L15 62V65L18 63V60H19ZM194 59V60H195ZM201 59V60H200ZM234 59V58H233ZM14 60V59H13ZM15 60H16V58H15ZM228 60H232V58L231 59H227L226 60V62L228 61ZM5 61V60H4ZM10 61V60H9ZM37 61H38V59H37ZM114 61V60H113ZM193 61V60H192ZM196 61V60H195ZM194 61V62H195ZM215 61V62H216ZM11 62V61H10ZM187 62V63H188ZM229 62V61H228ZM233 62V61H232ZM177 63V64H176ZM221 63V62H220ZM223 63H225L224 61H223ZM131 64H133V65H131ZM174 64H176L175 66H174V68H172V70L170 69L171 68V66H173ZM178 64V65H179ZM191 64V63H190ZM185 65L187 68H188V66H190V67H193V65L191 66V65ZM196 64V63H195ZM201 63H199V65H200ZM212 64V63H211ZM202 65V64H201ZM200 65V66H201ZM210 65V64H209ZM220 65V64H219ZM231 65V64H230ZM259 65V64H258ZM262 65H263V63H262ZM3 66V65H2ZM120 67V68H122V74H120V76L118 77V78H115L114 77V75L116 74V71L118 70V67ZM122 66V67H121ZM125 66H129L128 68H126V69H124L123 67H125ZM205 66V65H204ZM216 66V65H215ZM13 67V66H12ZM176 67V68H177ZM195 67H198V66H195ZM208 67V66H207ZM229 67H232V66H229ZM228 66H227V68H229ZM259 67V66H258ZM183 68H184V65H183ZM199 68V70H200V67H198ZM197 68V69H198ZM202 68V67H201ZM204 68H206V66L204 67ZM212 68H213V66L211 67L210 66V71L209 72H211V71H213L212 70ZM256 68V67H255ZM169 69V70H168ZM180 69H182V70H180ZM196 69V68H195ZM209 69V68H208ZM208 69H203V74H204V72H208ZM206 70V71H205ZM214 70H216V67L214 68ZM121 71V70H120ZM186 71V72H185ZM192 71V70H191ZM197 71V70H196ZM250 71H252V70H250ZM118 72V71H117ZM190 72V71H189ZM193 72H195L194 71V69H193ZM231 72V71H230ZM249 72V71H248ZM253 72V71H252ZM197 73H199V71L198 72H196V74ZM202 72L200 71V74H201ZM254 73V72H253ZM176 74H179L181 77L182 76H184V78L183 79H181L182 81H177V83H176V81H175V83H176V85H173L174 84V80H176L175 78H174V76L176 75ZM190 74V73H189ZM195 74V73H194ZM229 74H231V73H229ZM234 74V73H233ZM256 74V71H255V73L254 74H252V75H255ZM259 74H261V72L259 73ZM264 74V73H263ZM198 75V74H197ZM236 76H237V74H235ZM118 76V75H117ZM116 76V77H117ZM179 76V77H180ZM195 76V75H194ZM224 76V75H223ZM227 76H229V75H227ZM230 76H232V74L230 75ZM256 76H257V74H256ZM14 77V74H13V71L12 70H8V67H6V66H4V67H2V68H0V100L1 99H3V96H4V92H5V90H6V88L10 85V83L13 81V78ZM180 77V78H181ZM193 77V76H192ZM197 77V76H196ZM195 77V78H196ZM221 77V76H220ZM238 77V76H237ZM170 78L172 79V78H174V80L173 81H171L170 80ZM179 78V79H180ZM233 78H234V76H233ZM253 77L251 76V78L250 79H252ZM178 79V78H177ZM237 79V78H236ZM191 80H192V78H191ZM202 80V79H201ZM218 80V79H217ZM237 80H239V79H237ZM237 80H234L235 82L237 81ZM253 80V79H252ZM183 82V83H182ZM216 82V80L213 82V83H215ZM218 82V81H217ZM220 82V81H219ZM111 84H110V86H111ZM158 84V85H157ZM199 84V83H198ZM204 84V83H203ZM217 84V83H216ZM237 84H238V81H237ZM51 86H50V92L47 94V95H45V96H39L35 101H34V103H33V105H41V104H43V103H49L50 101H51V99H52V97H53V95H54V93L56 92V91H58L59 89H70L69 87H67V85H64V84H59V83H51L50 84ZM257 85V84H256ZM137 86V85H136ZM189 86H194L195 87V84L194 85H189ZM201 86V85H200ZM199 87V86H198ZM202 87V86H201ZM237 87H239L238 85L236 86V88ZM241 87V86H240ZM256 87V86H255ZM258 87V86H257ZM260 87V86H259ZM258 87V89H260ZM72 88V87H71ZM113 88H115V87H113ZM193 88V87H192ZM254 88V87H253ZM149 89H151V90H155V89H157V92L159 93V92H161V91H165V94L164 93H160V94H158L157 92L155 93V92H153V93H149L150 94V96H154V95H156L155 97H157L158 95V98H160V100L162 101V99H165L164 101H163V103H158L157 102V98H154L151 102L152 103H150V104H147V105H144V106H142V104L140 105V107L141 108H137V107H139V106H137V104H139L143 99H145V96L146 95H149V94H146L148 91H149ZM187 89V88H186ZM191 89V88H190ZM201 89V88H200ZM199 89V90H200ZM213 89V88H212ZM241 89V88H240ZM255 89V88H254ZM182 90V89H181ZM252 90V89H251ZM186 91H188V90H186ZM203 91V90H202ZM213 91V90H212ZM237 91H238V89H237ZM243 90H241V92H242ZM184 92V91H183ZM236 92V91H235ZM254 92V91H253ZM252 92V93H253ZM255 92H257L256 91V89H255ZM260 92H262V91H260ZM203 93V92H202ZM237 93V92H236ZM248 93H250V91L249 92H247V94ZM259 93V92H258ZM153 94V95H152ZM161 94L163 95V97H161ZM173 94H176V95H173ZM182 95H183V93H181ZM190 94V93H189ZM192 94V93H191ZM195 94V93H194ZM197 94H198V92H197ZM199 94H201L200 92H199ZM213 94H215V92L213 91ZM243 94V93H242ZM254 94V93H253ZM185 95V94H184ZM183 95V96H184ZM236 95V94H235ZM245 94H243V95H241V97L242 96H244ZM180 96V95H179ZM188 96V95H187ZM191 96H194L193 94L191 95ZM191 96H189V97H191ZM201 96H203L202 94H201ZM234 96V95H233ZM238 96V95H237ZM247 96H249V95H247ZM152 97H150L151 99H152ZM195 97H197L198 98V96H194V99H195ZM200 97V96H199ZM214 97H215V95H214ZM240 97V99L238 100V101H240V100H242V98ZM146 98H148L147 96H146ZM185 98H187L186 96L184 97V100H185ZM204 98V97H203ZM234 98H236V96L234 97ZM238 98H239V96H238ZM248 97H246V99H247ZM175 99V98H174ZM180 98H178V100H179ZM182 99H183V97H182ZM232 99V98H231ZM245 99V100H246ZM146 100H148V99H146ZM145 100V101H146ZM176 100V99H175ZM187 100V99H186ZM196 100V99H195ZM243 100H244V98H243ZM254 100V99H253ZM127 101V100H126ZM158 101H159V99H158ZM173 101V100H172ZM188 101V100H187ZM148 102V101H147ZM170 102H171V100L168 102L169 104L168 105H171L170 104ZM175 102L177 103V101H174V104H173V102H172V105L174 106V105H176V107H178L179 109L180 108H182V105L181 104H175ZM181 102H182V100H181ZM183 102H185V101H183ZM191 102V101H190ZM253 102V103H252ZM149 103V102H148ZM179 103H180V101H179ZM198 103V102H197ZM236 103H237V101H236ZM249 103H252L253 105H252V107L254 106V101H251V102H249ZM183 104V103H182ZM189 104V103H188ZM188 104H185V105H187L188 106ZM193 104V103H192ZM237 104H239V103H237ZM165 105V106H164ZM191 105V104H190ZM190 105H189V109H190ZM246 105V104H245ZM135 106H137V107H135ZM186 106V107H187ZM194 106V105H193ZM192 106V107H193ZM200 106V105H199ZM250 106V105H249ZM116 107V106H115ZM167 107V106H166ZM175 107V106H174ZM174 107H172V109L174 108ZM176 107H175V110H176ZM197 107V106H196ZM194 107V109L195 110H198L199 109V107ZM251 107V106H250ZM168 108H171V107H169L168 106ZM177 108V109H178ZM113 109V108H112ZM116 109V108H115ZM245 109L247 110V108H246V106H245ZM168 110V109H167ZM171 110V109H170ZM169 110V111H170ZM181 110V109H180ZM186 110H187V108H186ZM193 110V109H192ZM191 110V111H192ZM249 111H250V108L248 109ZM187 111H189V110H187ZM245 111V110H244ZM156 112V113H157ZM176 112V111H175ZM174 112V113H175ZM194 111H192V112H190L189 111V113H193ZM196 112V111H195ZM247 112V111H246ZM171 113H172V111H171ZM181 113V112H180ZM179 113V114H180ZM188 113V112H187ZM173 114V113H172ZM172 114H170V115H172ZM176 114V113H175ZM174 114V115H175ZM195 114V113H194ZM246 114H248L249 115V113H246ZM181 115H182V113H181ZM190 115H192V114H190ZM247 115V116H248ZM152 116V115H151ZM166 116H167V114H166ZM169 117V116H168ZM157 118V117H156ZM168 119V118H167ZM183 120V119H182ZM155 122V121H154ZM226 124H227V122H225ZM224 123V124H225ZM156 124V123H155ZM154 124V125H155ZM223 124V123H222ZM225 124V125H226ZM264 124V123H263ZM224 125V126H225ZM229 125V124H228ZM258 125H260V124H258ZM215 126V125H214ZM227 126V125H226ZM257 126V125H256ZM263 126V125H262ZM216 127H217V125H216ZM211 127V130H210V134H211V136L213 137V138H217L219 135H220V130L219 129H217V128H219L220 127V125H219V127ZM231 127V126H230ZM258 127V126H257ZM221 129V128H220ZM225 129V128H224ZM234 129V128H233ZM231 130L230 132H231V135H230V139H232V140H234V142L235 143H237V145L238 144H240L241 146H238L240 149H243L242 150V153H241V155H240V153H237V155L239 154L240 155V157L243 155V160L241 161V162H243L244 161V156H245V159L248 161L249 160V162L250 163H256V164H251V166H255V168L256 169H254V167H253V169H254V171L252 172L253 173V175L252 176H249L250 177V184L252 185V184H254L255 182H256V180L258 179V177H259V175L260 174H264V167L262 166V165H257L258 164V160L260 159V162H262L263 161V163H264V138H263V141H262V139L260 140V142H261V144H262V146H261V150H262V152L261 153H259V152H257L258 150H256L255 151V149H254V147H253V145L251 146L250 144H249V142H247V141H245V139L243 140V139H241V140H238V138H236V135H235V133H234V130ZM256 129V131H255V133L256 132H258V133H262L263 132V130H264V128L263 127H261V125H260V127L259 128H255ZM254 129V130H255ZM143 132V131H142ZM141 133V132H140ZM264 133V132H263ZM226 134V133H225ZM228 134H230L229 132H228ZM223 135V134H222ZM257 135V134H256ZM255 135V136H256ZM262 136V134L260 135V137ZM224 137V136H223ZM226 137H228L227 135H226ZM225 137V138H226ZM242 138H243V136H242ZM257 138H258V135H257ZM211 140V139H210ZM219 140V139H218ZM223 140V139H222ZM225 140V139H224ZM232 140H230V141H232ZM226 141H229V140H227V138H226ZM226 141H224V142H222V144L223 143H225ZM212 142V141H211ZM98 142H97V139H96V135L95 134H91V135H87V136H85V138H84V143H83V145H82V148H80V147H76V146H74V145H71V144H68L67 145V149H66V153H67V161L65 162V163H63V164H61L58 168L59 169H64L65 167H67L68 165H71L72 163H73V159H74V157L77 155V153L78 152H80V151H84V153H85V158H86V162H87V164H88V166L90 167V168H93V167H95L96 166V162H97V149H98V144H97ZM209 143V142H208ZM230 143V142H229ZM228 143V144H229ZM220 144V143H219ZM218 144V145H219ZM221 144V145H222ZM213 145V144H212ZM217 145V146H218ZM230 145V147H231V145H232V143L231 144H229ZM217 146L215 147V145H214V147L215 148H217ZM234 146V145H233ZM126 147V146H125ZM209 147V146H208ZM219 147H220V145H219ZM218 147V148H219ZM227 147V146H226ZM225 147V144H224V148H226ZM237 147V146H236ZM237 147V148H238ZM259 147H260V145H259ZM218 148H217V150H218ZM221 148V147H220ZM219 148V149H220ZM223 148V147H222ZM223 148V149H224ZM232 148H235V147H232ZM231 148V149H232ZM82 149V150H81ZM229 150H230V148H228ZM225 150V149H224ZM238 150V149H237ZM219 151V150H218ZM234 152L236 151V150H233ZM232 150L230 151V153H232L233 152ZM239 151V150H238ZM237 151V152H238ZM147 153V152H146ZM227 153V149H226V152H225V154ZM236 153V152H235ZM233 155V154H232ZM231 154H230V156H232ZM236 155V156H237ZM239 155H238V157H239ZM6 156H10V157H12V158H16V159H20V160H22L27 166H32V165H34L36 162H37V160H38V158H39V153L34 149V148H31V147H29L27 144H26V141L24 140V139H15V140H13L11 143H2V144H0V158H2V157H6ZM226 156V155H225ZM234 157H236L235 155H233ZM228 157V156H227ZM146 158V157H145ZM225 158V160H226V157H224ZM230 158V157H229ZM228 158V159H229ZM238 159H242V158H237V162H238ZM262 159V160H261ZM227 161V160H226ZM229 161V160H228ZM230 161H231V159H230ZM229 161V162H230ZM234 161V160H233ZM246 161V162H247ZM222 162V161H221ZM228 162V163H229ZM240 162V163H241ZM145 163V162H144ZM234 163V162H233ZM244 163V162H243ZM243 163H241V165L243 164ZM262 163V164H263ZM223 164H225L224 162H223ZM235 164V163H234ZM236 164H238V163H236ZM245 164V163H244ZM246 164H248V163H246ZM261 164V163H260ZM221 165V164H220ZM231 165V164H230ZM241 165H237V166H241ZM250 164H248L247 166H249ZM227 166H229V165H227L226 164V167H224V168H228ZM243 166H245L246 168H247V166L246 165H243ZM262 166V167H261ZM232 167H233V165H232ZM234 167H235V165H234ZM237 168V167H236ZM236 168H234V169H236ZM242 168V167H241ZM240 167H239V170L241 169ZM251 168V167H250ZM250 168L248 167V169H249V171H250ZM14 169V167L12 168V170ZM230 169H231V167H230ZM247 169V170H248ZM237 170V169H236ZM236 170H232V176L227 180V182L229 181V182H233V181H236L237 180V178H238V176H237V174H236ZM245 171V170H244ZM249 171H247V173H250ZM238 172H240V171H238ZM237 172V173H238ZM242 172V171H241ZM242 173H244V172H242ZM262 174V175H263ZM240 175V174H239ZM242 175V174H241ZM249 175V174H248ZM244 177V176H243ZM243 177H242V179H243ZM247 177V176H246ZM245 177V178H246ZM239 178H240V176H239ZM261 178V177H260ZM259 178V179H260ZM247 179H248V177H247ZM246 179V180H247ZM258 179V180H259ZM225 180V181H226ZM240 180V179H239ZM261 181L263 180V178L262 179H260ZM245 181V180H244ZM248 181V180H247ZM261 181H260V183H261ZM18 182H19V180H18ZM241 182V181H240ZM249 183V182H248ZM257 183V182H256ZM227 184V183H226ZM246 184H247V182H246ZM249 184V185H250ZM262 184H264L263 182H262ZM245 185V184H244ZM250 185V186H251ZM257 185V184H256ZM249 186V187H250ZM153 187V186H152ZM244 187V186H243ZM245 187H246V185H245ZM248 187V186H247ZM248 187V188H249ZM255 187V186H254ZM259 187V186H258ZM252 188H253V185H252ZM256 188V187H255ZM262 188H263V185H262ZM261 188V186H260V189H261V194H262V190L264 189H262ZM245 189V188H244ZM258 189V188H257ZM253 191H254V188L252 189ZM256 190V189H255ZM249 191V190H248ZM242 192H244L243 190H242ZM251 192V190L249 191V193ZM245 193V192H244ZM242 194L241 195V193H240V195L241 196H238V198H236V199H233V198H230L229 199V201L231 202V201H233V202H235L236 204H238V205H247L248 207H249V209H252V207H253V205L255 204V202H256V199H254V195L253 196H248V195H246V194ZM246 193H247V190H246ZM251 193H253V192H251ZM264 193V192H263ZM253 194H255V193H253ZM257 194H258V192H257ZM260 195V194H259ZM237 197V196H236ZM253 197V198H252ZM256 197V196H255ZM257 197H258V195H257ZM264 197V196H263ZM260 198V197H259ZM227 200H228V198H227ZM258 202V201H257ZM192 204V202H189L188 203V206H190ZM233 204V203H232ZM249 211V210H248ZM248 211H247V213H248ZM16 213L20 216V217H22V218H29V219H31L32 218V220H33V229H35V230H39V229H41V228H43V227H46V226H48L49 228H51V229H55V228H57L58 229V225H57V223H56V220H55V215H54V211H51L50 212V214H49V218H46V215H44V214H41L39 211H37V210H16ZM250 213H251V210H250ZM249 214V213H248ZM72 221V223H71V225L68 227V228H60V230L58 231V233L57 234H53V238H51L50 240H39V241H37L36 242V247H37V249L45 256L46 254H48V253H50L51 252V247H53V246H55V247H57V246H60L61 244H63V246H64V244L66 243V245L67 244H69V243H73V242H78L79 244H81L82 246H84V245H87L88 246V248H89V250L91 251V254L90 255H85V254H83V255H80V256H78V258H76V260H74V261H72L70 264H100V262H96L95 260H96V255H97V253H99V254H104V253H106V252H108L109 250H113V249H123L122 251H124L125 252V250H124V248L126 249V248H129V249H131V247L132 248H134V251L138 254L137 256H139V254L141 255V253L142 252H145L146 254H148L147 252H148V247L150 246L149 245V241H148V239H147V237H143V238H135V237H133L132 236V234L128 231V230H124V231H122L121 232V240L119 241V242H116L115 240H113L112 238H111V236H110V234H108V232L106 231V230H103V229H100V228H95L93 231H91V232H89V231H87L86 229H85V227L83 226V224L82 223H80L79 221H76L75 219H72L71 220ZM77 227V229L75 230V228ZM68 229V230H67ZM209 230V229H208ZM55 232V231H54ZM214 233H216L215 235H216V237L220 240V241H226L227 239V237L225 238V236H224V233H222V230L221 229H219V228H216V230L214 231ZM228 235V234H227ZM119 237H120V235H119ZM242 240V239H241ZM8 242V238H5V237H2V236H0V264H12L14 261H15V257H16V255L12 252V253H8V252H6L5 250H4V244L5 243H7ZM63 242H65V243H63ZM122 242H124L122 245L123 246H121V247H118V245L120 244V243H122ZM173 244V245H172ZM239 244H241L240 245V248L242 247V249H244V254L243 255H245V256H247L248 257V254H249V259L246 257V260H251L250 259V257L252 256L253 257V259H255L256 261L255 262H252L251 261V263L250 264H264V256H263V252H261V249L258 247V244H257V242L255 241V240H252V242H250L249 240H243V242H241V243H239ZM72 245V244H71ZM171 245L173 246V252H172V256L173 257H175V255L177 254V252L180 250V247H182L180 244H178V243H171ZM62 246V245H61ZM62 246V247H63ZM237 246V245H236ZM263 247V246H262ZM261 247V248H262ZM53 249V248H52ZM236 249V248H235ZM242 249H240V251L242 250ZM160 250V249H159ZM237 251V250H236ZM93 252V253H92ZM129 252V251H128ZM127 252V253H128ZM132 252H133V249H132ZM135 252H133V253H135ZM160 252H162V251H160ZM158 253V257H159V259L158 258H156V260H160V261H162L163 259H162V255H161V253ZM123 253V252H122ZM135 253V254H136ZM241 253V252H240ZM239 253V254H240ZM243 253V252H242ZM242 253H241V255L239 256V257H243L242 256ZM41 254V255H42ZM96 254V255H95ZM131 254V253H130ZM134 254V255H135ZM154 254H155V252H154ZM238 254V255H239ZM73 255V254H72ZM126 255V254H125ZM125 255L123 256V257H125ZM136 256V257H137ZM157 256V255H156ZM237 256V255H236ZM236 256H233V257H235L236 258ZM140 257V256H139ZM139 257H137V259L139 258ZM142 257H143V253H142ZM141 257V258H142ZM149 257V256H148ZM225 257H226V255H225ZM229 257H231V255L229 256ZM229 257H226V264H235V263H233V260H232V262H231V260H229ZM126 258H127V255H126ZM170 258V257H169ZM172 258V257H171ZM232 258V257H231ZM230 258V259H231ZM244 258V257H243ZM130 259V258H129ZM143 259H144V257H143ZM234 259V258H233ZM237 259L239 260V258L237 257ZM17 260V259H16ZM133 260V259H132ZM173 260V259H172ZM204 260H205V256H204V254H202V252L201 251H198V252H196V256H195V261H196V264H204ZM236 260L235 262H236V264H238V262H240L241 260H242V262L241 263H243L244 262V259H241V260ZM263 260V261H262ZM63 261H64V259H63ZM104 261V260H103ZM123 261V260H122ZM121 261V262H122ZM125 261V260H124ZM123 261V262H124ZM127 261V260H126ZM137 261V260H136ZM140 261V260H139ZM144 261V260H143ZM147 261V260H146ZM153 261V260H152ZM155 261V260H154ZM159 261V264L160 263H162V262H160ZM167 261V260H166ZM171 261V260H170ZM174 261H175V259H174ZM225 261V260H224ZM121 262H120V264H121ZM122 262V263H123ZM148 262V261H147ZM157 262V261H156ZM155 262V263H156ZM172 263H173V261H171ZM171 262H170V264H171ZM119 263V262H118ZM126 263V262H125ZM124 263V264H125ZM138 263V262H137ZM142 263V262H141ZM158 263V262H157ZM156 263V264H157ZM182 263V262H181ZM248 263V264H249ZM64 264V263H63ZM134 264V263H133ZM136 264V263H135ZM147 264V263H146ZM179 264V263H178Z\"/></svg>",
    "mask_w": 264,
    "mask_h": 264
}]
</instances>
